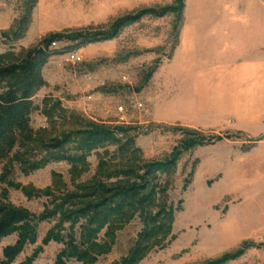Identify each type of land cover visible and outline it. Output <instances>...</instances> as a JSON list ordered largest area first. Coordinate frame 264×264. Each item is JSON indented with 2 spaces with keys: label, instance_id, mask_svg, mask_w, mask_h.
I'll list each match as a JSON object with an SVG mask.
<instances>
[{
  "label": "rangeland",
  "instance_id": "rangeland-1",
  "mask_svg": "<svg viewBox=\"0 0 264 264\" xmlns=\"http://www.w3.org/2000/svg\"><path fill=\"white\" fill-rule=\"evenodd\" d=\"M231 2L184 0L179 18L142 15L175 0H0V56L47 59L32 99L36 143L0 155V207L28 212L36 235L11 264H117L141 235L149 243L136 264H264V123L195 112L178 79L182 31ZM108 130L114 141L87 149L88 133ZM122 181L153 200L127 204L95 233L79 209L95 200L93 185ZM19 235L1 240V261ZM85 235L96 246L81 262L71 245L87 248Z\"/></svg>",
  "mask_w": 264,
  "mask_h": 264
},
{
  "label": "crops",
  "instance_id": "crops-1",
  "mask_svg": "<svg viewBox=\"0 0 264 264\" xmlns=\"http://www.w3.org/2000/svg\"><path fill=\"white\" fill-rule=\"evenodd\" d=\"M231 1L232 7L208 11L202 23L182 31L179 84L183 95L186 89L193 95L195 112L259 127L264 123V6Z\"/></svg>",
  "mask_w": 264,
  "mask_h": 264
},
{
  "label": "trees",
  "instance_id": "trees-1",
  "mask_svg": "<svg viewBox=\"0 0 264 264\" xmlns=\"http://www.w3.org/2000/svg\"><path fill=\"white\" fill-rule=\"evenodd\" d=\"M185 8L184 0H175L173 7L166 9L162 13L155 11H146L142 15L154 14L158 17H163L168 13L182 16ZM140 18L134 17L122 21V25H128ZM7 57L0 56V155L8 156L16 147L26 150L33 147L36 143L37 134L33 131L30 125V116L34 110L32 99L36 93L45 85L41 70L46 63L45 54L28 53L26 57L19 61H8ZM219 140V139H215ZM114 141L112 132L97 131L86 135L85 145L87 149L96 148L107 142ZM200 140H192L185 148L197 145ZM64 141H56L52 145V149L62 152ZM19 158L24 156L21 151L18 152ZM56 155L54 160L63 159ZM18 157V156H17ZM125 184V185H124ZM90 188V187H89ZM90 198L95 197L94 201L83 205L78 215L89 219L91 225H96L95 233L101 230L107 222L113 217L123 214L127 204L136 206V204H144L153 200V197H145L138 199L141 185L133 182L116 185L113 189H108L102 183L93 185ZM98 194H102L98 196ZM138 200L139 203H135ZM29 213L23 210L14 209L11 207H0V242L3 238L19 232V240L13 246H8L4 249V259L0 264H11L15 258L23 251L27 243L34 244L36 242L35 230L30 226ZM55 240H61V237L54 235ZM85 244L87 248L84 250L77 246L71 245V250L74 257L85 262L91 254L94 246L92 238L95 235H85ZM150 235H141V244L135 247L133 253L117 264H136L139 258L143 256L145 248L142 243H149ZM62 241V240H61ZM57 264H65L62 259H59Z\"/></svg>",
  "mask_w": 264,
  "mask_h": 264
},
{
  "label": "built area",
  "instance_id": "built-area-1",
  "mask_svg": "<svg viewBox=\"0 0 264 264\" xmlns=\"http://www.w3.org/2000/svg\"><path fill=\"white\" fill-rule=\"evenodd\" d=\"M53 46H56V43H53ZM71 58L76 62L81 61L80 57H77L74 53L71 54Z\"/></svg>",
  "mask_w": 264,
  "mask_h": 264
}]
</instances>
